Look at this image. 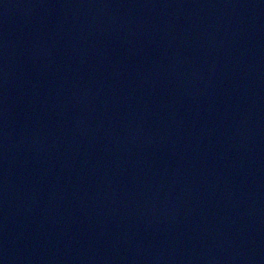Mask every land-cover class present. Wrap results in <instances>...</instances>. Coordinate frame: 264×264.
Wrapping results in <instances>:
<instances>
[{
	"label": "water",
	"instance_id": "95a60500",
	"mask_svg": "<svg viewBox=\"0 0 264 264\" xmlns=\"http://www.w3.org/2000/svg\"><path fill=\"white\" fill-rule=\"evenodd\" d=\"M0 264H264V0H0Z\"/></svg>",
	"mask_w": 264,
	"mask_h": 264
}]
</instances>
